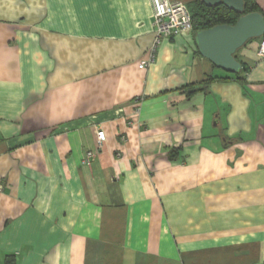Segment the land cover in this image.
I'll list each match as a JSON object with an SVG mask.
<instances>
[{"label": "crops", "instance_id": "obj_1", "mask_svg": "<svg viewBox=\"0 0 264 264\" xmlns=\"http://www.w3.org/2000/svg\"><path fill=\"white\" fill-rule=\"evenodd\" d=\"M153 42L149 0H0V264H264L258 39Z\"/></svg>", "mask_w": 264, "mask_h": 264}, {"label": "water", "instance_id": "obj_2", "mask_svg": "<svg viewBox=\"0 0 264 264\" xmlns=\"http://www.w3.org/2000/svg\"><path fill=\"white\" fill-rule=\"evenodd\" d=\"M206 6L219 4L242 14L243 0H200ZM264 35V18L259 12L242 15L234 25H215L194 34L199 54L213 66L225 72L236 73L241 69L235 53L248 41Z\"/></svg>", "mask_w": 264, "mask_h": 264}, {"label": "built area", "instance_id": "obj_3", "mask_svg": "<svg viewBox=\"0 0 264 264\" xmlns=\"http://www.w3.org/2000/svg\"><path fill=\"white\" fill-rule=\"evenodd\" d=\"M152 6L154 42L151 49L149 62L152 61L155 48L162 39L169 38L176 34H188L192 32L191 16L188 7L181 1L170 0H149ZM256 55L264 59V35L258 39ZM148 63L143 62L140 67ZM105 140L102 130L96 132V150H98ZM96 150L88 151L82 163L89 165L96 155Z\"/></svg>", "mask_w": 264, "mask_h": 264}, {"label": "trees", "instance_id": "obj_4", "mask_svg": "<svg viewBox=\"0 0 264 264\" xmlns=\"http://www.w3.org/2000/svg\"><path fill=\"white\" fill-rule=\"evenodd\" d=\"M243 12L242 14L236 13L227 9L224 5L219 4L217 6H206L200 0H194L189 6L188 10L191 16L192 32L195 34L198 31H202L211 28L215 25H234L238 18L242 15L259 12L262 13L255 0H243ZM263 18L264 14L262 13ZM259 39V38H258ZM252 41V40H250ZM239 71L240 76L241 71ZM241 78V77H237Z\"/></svg>", "mask_w": 264, "mask_h": 264}]
</instances>
